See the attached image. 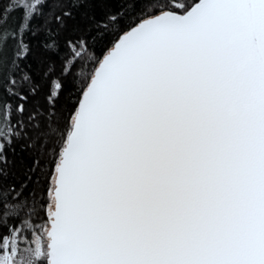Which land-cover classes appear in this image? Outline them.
Segmentation results:
<instances>
[{
  "label": "snow or ice",
  "instance_id": "6c2138e0",
  "mask_svg": "<svg viewBox=\"0 0 264 264\" xmlns=\"http://www.w3.org/2000/svg\"><path fill=\"white\" fill-rule=\"evenodd\" d=\"M16 6L17 46L0 52V152L28 129V96L11 87L37 5ZM12 10H0V44ZM86 43L67 41L66 65ZM90 63L66 130L35 125L62 141L47 199L37 209L35 195L0 190V264H264V0L152 7ZM37 211L43 244L22 248L10 221Z\"/></svg>",
  "mask_w": 264,
  "mask_h": 264
},
{
  "label": "trees",
  "instance_id": "16d2710c",
  "mask_svg": "<svg viewBox=\"0 0 264 264\" xmlns=\"http://www.w3.org/2000/svg\"><path fill=\"white\" fill-rule=\"evenodd\" d=\"M9 2L0 0V10L6 8ZM194 2L159 0L157 5L152 0H41L30 20V29L23 36L30 52L25 59L17 61L21 71L15 75V87H11V92L22 91L28 96L24 102L27 136L13 139L12 144L0 152V190L15 188L17 192L22 191V197L28 200L35 195L36 208L39 209L40 202L47 199L46 189L53 180L52 170L62 141L59 133L53 138L40 137L35 125L43 128L51 122L65 131L78 107L85 77L92 69L90 61L101 56L118 35L129 30L134 21L151 14L152 7L163 8L167 3L179 10L183 4ZM16 5L13 0V10L3 25L8 30V36L0 52L7 57L14 54L19 39L14 31L23 16V9ZM64 12H70V15L63 16ZM57 16L61 17L60 21H57ZM110 17L115 18V23L106 22ZM82 39L87 42L86 48L80 49L84 55L76 60L75 67L66 65L67 41L78 43ZM25 74L30 78L28 82L22 81ZM19 102L11 95L5 100L13 107ZM30 114L36 117L31 124L28 123ZM16 118L13 112V121ZM22 219L27 223L16 219L10 221V226L20 227V236L29 238L45 225L47 218L37 211L26 214Z\"/></svg>",
  "mask_w": 264,
  "mask_h": 264
},
{
  "label": "rangeland",
  "instance_id": "374dc122",
  "mask_svg": "<svg viewBox=\"0 0 264 264\" xmlns=\"http://www.w3.org/2000/svg\"><path fill=\"white\" fill-rule=\"evenodd\" d=\"M41 0H26L28 3L38 4ZM14 3L19 4L20 0H14ZM5 42V41H4ZM3 42V44H4ZM3 44H0V49L2 50ZM45 226V225H44ZM44 226L38 232H33L31 237L27 238L25 236H20V240L22 241V248H31L34 250L40 249L43 244L42 234L44 233ZM46 238V237H44Z\"/></svg>",
  "mask_w": 264,
  "mask_h": 264
}]
</instances>
